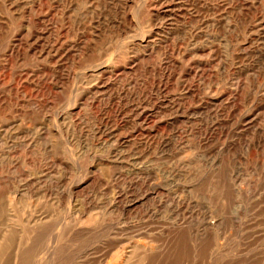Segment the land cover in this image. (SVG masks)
Instances as JSON below:
<instances>
[{
    "label": "rangeland",
    "instance_id": "374dc122",
    "mask_svg": "<svg viewBox=\"0 0 264 264\" xmlns=\"http://www.w3.org/2000/svg\"><path fill=\"white\" fill-rule=\"evenodd\" d=\"M0 264H264V0H0Z\"/></svg>",
    "mask_w": 264,
    "mask_h": 264
},
{
    "label": "bare ground",
    "instance_id": "6f19581e",
    "mask_svg": "<svg viewBox=\"0 0 264 264\" xmlns=\"http://www.w3.org/2000/svg\"><path fill=\"white\" fill-rule=\"evenodd\" d=\"M49 250V249H48Z\"/></svg>",
    "mask_w": 264,
    "mask_h": 264
}]
</instances>
